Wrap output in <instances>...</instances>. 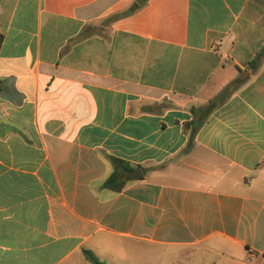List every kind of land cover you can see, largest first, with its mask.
<instances>
[{"label": "crops", "instance_id": "0c3cea01", "mask_svg": "<svg viewBox=\"0 0 264 264\" xmlns=\"http://www.w3.org/2000/svg\"><path fill=\"white\" fill-rule=\"evenodd\" d=\"M136 1L0 0V264H264V0Z\"/></svg>", "mask_w": 264, "mask_h": 264}, {"label": "trees", "instance_id": "16d2710c", "mask_svg": "<svg viewBox=\"0 0 264 264\" xmlns=\"http://www.w3.org/2000/svg\"><path fill=\"white\" fill-rule=\"evenodd\" d=\"M146 2H147V0H137L134 3V5L132 6L131 11L136 10L137 8L144 5ZM3 42H4V35L2 33H0V51H1V47H2ZM216 100L212 102V104L209 106V108L205 111V116L202 117L198 123L196 121H194V122H191V123H188L185 125L186 131H187L188 127L191 128V132L189 133L190 144L193 143L196 132L203 125V123L206 121L209 113H211V111H213L216 108V106H217ZM109 158L114 165V172L105 181L104 187L111 189L113 191H116V192L122 191L126 185L127 180H126V178H124L123 181L121 180L122 176H121L120 170H122V172H124V174H125L124 176L126 177V175L128 173L132 172L135 168L133 166L129 165L128 163L120 160V159L114 158L112 156H110ZM83 254H84L86 260L89 262V264H107L106 262L100 260L97 257V255L90 249L84 248Z\"/></svg>", "mask_w": 264, "mask_h": 264}, {"label": "rangeland", "instance_id": "374dc122", "mask_svg": "<svg viewBox=\"0 0 264 264\" xmlns=\"http://www.w3.org/2000/svg\"><path fill=\"white\" fill-rule=\"evenodd\" d=\"M154 253L153 255L151 254L143 255L140 253L138 257L132 258L131 261H127L123 263L124 264H199L198 263L199 261L196 260L194 257L188 258L186 260H183L182 258H176L174 252H172L170 255L166 257H164L163 253L158 252V250H154ZM187 255L190 256L194 254H187Z\"/></svg>", "mask_w": 264, "mask_h": 264}, {"label": "water", "instance_id": "95a60500", "mask_svg": "<svg viewBox=\"0 0 264 264\" xmlns=\"http://www.w3.org/2000/svg\"><path fill=\"white\" fill-rule=\"evenodd\" d=\"M131 179H143L142 171L140 169H136L130 174Z\"/></svg>", "mask_w": 264, "mask_h": 264}]
</instances>
